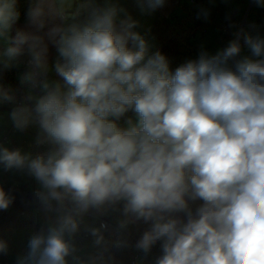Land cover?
<instances>
[{
    "label": "clouds",
    "instance_id": "obj_1",
    "mask_svg": "<svg viewBox=\"0 0 264 264\" xmlns=\"http://www.w3.org/2000/svg\"><path fill=\"white\" fill-rule=\"evenodd\" d=\"M66 2L29 0L21 28L18 0H0V107L46 149L0 143V167L39 185L16 264H118L157 246L153 264H264V37L240 29L173 70L118 0ZM21 66L18 87L4 82ZM14 200L0 186V210Z\"/></svg>",
    "mask_w": 264,
    "mask_h": 264
},
{
    "label": "crops",
    "instance_id": "obj_2",
    "mask_svg": "<svg viewBox=\"0 0 264 264\" xmlns=\"http://www.w3.org/2000/svg\"><path fill=\"white\" fill-rule=\"evenodd\" d=\"M79 2L80 0H67L66 10L74 11ZM118 2L126 7L135 19L140 21L141 31L150 30V37L155 48H157V39L152 34V22L154 18L157 15L162 17H169L173 14L183 15L185 14L183 9L185 5H188L185 0H165L162 8H158L151 13H141L137 7L136 0H118ZM67 3H71V9H67ZM210 4L213 8V13L211 15L208 14L206 18L209 24L196 29L197 32L192 38L198 55L202 50L207 51L210 55H214L219 50L225 48L229 41L234 39V33L240 29H244L253 35L259 34L255 31L254 25L260 19L259 17L262 13H264V7L257 6L255 0H211ZM52 22H59V18L53 16ZM25 26L26 21H18L17 27L23 28ZM51 54L54 57V48L51 49ZM241 55H250L246 47H243ZM4 82L10 83L6 77H4ZM9 110L10 106L0 107V143L9 148H21L25 152L31 151L33 154L45 151L46 149L36 148L34 145V137L36 135L34 127L29 128L25 132L13 130L11 122L8 121L6 116ZM19 175L20 177L15 181L16 185L11 184L12 189H6V191H11L14 197L18 196L21 199H25L28 196H32V192L39 185L26 174L20 173ZM16 193L22 194V196Z\"/></svg>",
    "mask_w": 264,
    "mask_h": 264
},
{
    "label": "trees",
    "instance_id": "obj_3",
    "mask_svg": "<svg viewBox=\"0 0 264 264\" xmlns=\"http://www.w3.org/2000/svg\"><path fill=\"white\" fill-rule=\"evenodd\" d=\"M211 0H193L191 4L185 5L183 15H171L169 17H162L157 15L152 22V34L157 39V48L165 54L170 65L177 64L179 60L184 57L189 56L192 52H195L194 42L192 40V33L202 26L208 25V20L204 18L203 15L198 14L202 9L207 10L211 15L213 13V8L210 4ZM29 0H18L19 11L21 12L20 21H26V10L28 7ZM258 21H264V13L259 17ZM12 193V192H11ZM18 194V193H16ZM22 196V194H18ZM17 202L13 206V211L16 210L25 201L32 198L28 196L25 199H21L18 196L15 197ZM118 213L113 214V216L107 217L111 223H114V218L118 216ZM25 224V223H22ZM20 225V223H15L9 225L0 232V238L4 241L7 238L8 232L13 230L15 226ZM143 231V226L140 228H133L132 240L135 241ZM136 250L134 248H128L116 252L118 264H130V258ZM158 254V246L153 249L151 256ZM149 255V256H150ZM5 263V261H4Z\"/></svg>",
    "mask_w": 264,
    "mask_h": 264
},
{
    "label": "rangeland",
    "instance_id": "obj_4",
    "mask_svg": "<svg viewBox=\"0 0 264 264\" xmlns=\"http://www.w3.org/2000/svg\"><path fill=\"white\" fill-rule=\"evenodd\" d=\"M185 1L187 2V0ZM196 32L197 30L192 33V38ZM20 173L21 172H5L2 167H0V186H3L5 190L12 189L10 185H16L15 181L20 177ZM15 202H17L16 198L7 211L0 210V232L9 225L18 222L20 223V225L15 226L13 230L8 232L6 236L7 238L5 240L9 245V252L6 255L5 263L3 264H16L17 257L26 252L27 242L30 235L39 228L41 223V213L38 210H27L26 214L22 217H16L13 215L12 211Z\"/></svg>",
    "mask_w": 264,
    "mask_h": 264
},
{
    "label": "built area",
    "instance_id": "obj_5",
    "mask_svg": "<svg viewBox=\"0 0 264 264\" xmlns=\"http://www.w3.org/2000/svg\"><path fill=\"white\" fill-rule=\"evenodd\" d=\"M192 2L193 0H189V4H191ZM254 28L257 33L264 36V21H260V20L257 21L254 25ZM197 57H198V54H197V48H196L195 52H192L189 56L182 58L181 60H179L177 64L170 65V67L174 70L177 66L184 63L185 61L189 59H196ZM23 70H24L23 66H21V68L19 69L13 68L5 72L4 77H6L7 80H9L10 85H12L13 87H18L19 86L18 75ZM52 78L53 79L56 78L54 73L52 74ZM30 209L40 211L38 205L33 201V198H30L29 200L21 204L16 210H14L13 215H15L16 217H22L24 214H26V211ZM104 219L107 222L111 223L107 217H105ZM79 239L84 240L86 239V237L81 236L79 237ZM0 240L2 239L0 238ZM153 257L154 256H151V255L146 257L142 252H139L136 250L130 258L131 259L130 264H153ZM5 260H6V255L0 254V264H3Z\"/></svg>",
    "mask_w": 264,
    "mask_h": 264
}]
</instances>
